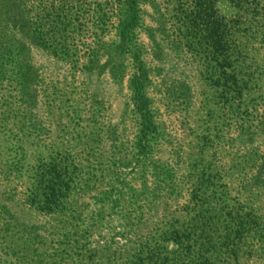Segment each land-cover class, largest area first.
Segmentation results:
<instances>
[{
	"label": "rangeland",
	"instance_id": "obj_1",
	"mask_svg": "<svg viewBox=\"0 0 264 264\" xmlns=\"http://www.w3.org/2000/svg\"><path fill=\"white\" fill-rule=\"evenodd\" d=\"M191 2L233 27L238 91L172 41ZM199 206L264 235V0H0V264H149ZM246 243L229 264H264Z\"/></svg>",
	"mask_w": 264,
	"mask_h": 264
},
{
	"label": "trees",
	"instance_id": "obj_2",
	"mask_svg": "<svg viewBox=\"0 0 264 264\" xmlns=\"http://www.w3.org/2000/svg\"><path fill=\"white\" fill-rule=\"evenodd\" d=\"M173 11L174 15L171 17L173 22L170 27H174L171 32L174 44L193 52L195 43L200 39L206 53L208 52L207 55L216 57V61L220 56L223 58L224 64L217 63L216 70L219 72L215 78L217 86L233 91L241 89L244 83L242 81L241 86L238 85L240 80L234 75L232 49L228 46L225 51L220 52L225 48L222 44V32L231 34L229 33L233 28L231 24L222 23L224 18L217 15L214 6L208 8L191 2L180 4L173 8ZM206 48L213 49L208 51ZM222 80L224 82H221ZM134 81L137 85L139 76ZM195 191L196 203L200 201L203 204L204 201L198 195L200 189ZM191 209L192 217L180 225L174 224L166 232L167 241H171L176 248L166 250L162 245H154L146 256L149 264H221L225 261L229 264L228 258L231 256L237 260L239 253L249 257L254 254L252 246L243 250L242 245H247L246 239L257 238V241L264 243V235L258 232L257 216L251 211L239 209L233 216V213H223L205 206H199L198 210ZM174 222L177 223V220ZM140 260L138 254L136 263Z\"/></svg>",
	"mask_w": 264,
	"mask_h": 264
}]
</instances>
